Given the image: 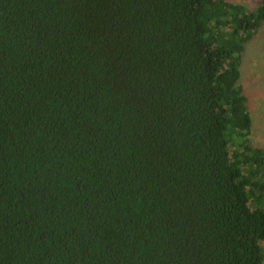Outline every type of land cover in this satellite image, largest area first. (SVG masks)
Masks as SVG:
<instances>
[{
    "label": "trees",
    "instance_id": "trees-1",
    "mask_svg": "<svg viewBox=\"0 0 264 264\" xmlns=\"http://www.w3.org/2000/svg\"><path fill=\"white\" fill-rule=\"evenodd\" d=\"M260 29L264 0H0V264H264Z\"/></svg>",
    "mask_w": 264,
    "mask_h": 264
},
{
    "label": "rangeland",
    "instance_id": "rangeland-1",
    "mask_svg": "<svg viewBox=\"0 0 264 264\" xmlns=\"http://www.w3.org/2000/svg\"><path fill=\"white\" fill-rule=\"evenodd\" d=\"M238 2L250 9L255 8L261 0H229ZM241 83L246 89L250 101L252 129L249 134L251 143L264 148V30L246 46L242 67ZM264 248V243H263Z\"/></svg>",
    "mask_w": 264,
    "mask_h": 264
}]
</instances>
